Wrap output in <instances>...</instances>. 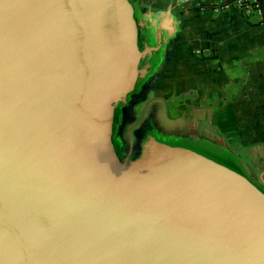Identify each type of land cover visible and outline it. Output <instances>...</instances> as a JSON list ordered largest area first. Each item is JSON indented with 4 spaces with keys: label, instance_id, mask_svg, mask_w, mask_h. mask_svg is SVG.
I'll list each match as a JSON object with an SVG mask.
<instances>
[{
    "label": "water",
    "instance_id": "obj_1",
    "mask_svg": "<svg viewBox=\"0 0 264 264\" xmlns=\"http://www.w3.org/2000/svg\"><path fill=\"white\" fill-rule=\"evenodd\" d=\"M125 0H0V264H264V192L151 141L136 175L97 118L134 58Z\"/></svg>",
    "mask_w": 264,
    "mask_h": 264
},
{
    "label": "crops",
    "instance_id": "obj_2",
    "mask_svg": "<svg viewBox=\"0 0 264 264\" xmlns=\"http://www.w3.org/2000/svg\"><path fill=\"white\" fill-rule=\"evenodd\" d=\"M218 1L125 0L134 58L105 96L96 135L126 175L141 170L156 140L216 160L264 192V21L235 6L216 13ZM127 135L136 152L125 155Z\"/></svg>",
    "mask_w": 264,
    "mask_h": 264
},
{
    "label": "built area",
    "instance_id": "obj_3",
    "mask_svg": "<svg viewBox=\"0 0 264 264\" xmlns=\"http://www.w3.org/2000/svg\"><path fill=\"white\" fill-rule=\"evenodd\" d=\"M213 10L216 13L225 12L238 8L247 18L264 21V0H225L212 2Z\"/></svg>",
    "mask_w": 264,
    "mask_h": 264
},
{
    "label": "flooded vegetation",
    "instance_id": "obj_4",
    "mask_svg": "<svg viewBox=\"0 0 264 264\" xmlns=\"http://www.w3.org/2000/svg\"><path fill=\"white\" fill-rule=\"evenodd\" d=\"M145 121V120H144ZM143 121V122H144ZM141 122V121H140ZM139 122V123H140ZM146 122H147V125L150 123L151 124V122L149 121L148 122V120H146ZM149 124V126H148V128H150L151 127V125ZM144 125V127H146L147 125H146V123H144L143 124ZM146 129V130H145ZM148 131V129L147 128H144V131L142 132V133H139L138 134V137H140V138H142L144 135H145V133ZM122 146H123V151H124V153H125V155H127L128 153H130V151H131V154L135 151V149H134V147H132L131 146V143H130V141H129V136L127 135L126 137H124L123 138V140H122ZM134 146V145H133ZM136 152V151H135Z\"/></svg>",
    "mask_w": 264,
    "mask_h": 264
},
{
    "label": "rangeland",
    "instance_id": "obj_5",
    "mask_svg": "<svg viewBox=\"0 0 264 264\" xmlns=\"http://www.w3.org/2000/svg\"><path fill=\"white\" fill-rule=\"evenodd\" d=\"M143 110H144V107H143Z\"/></svg>",
    "mask_w": 264,
    "mask_h": 264
}]
</instances>
